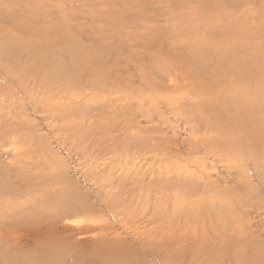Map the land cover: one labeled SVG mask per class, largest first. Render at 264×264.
<instances>
[{"label": "rangeland", "instance_id": "obj_1", "mask_svg": "<svg viewBox=\"0 0 264 264\" xmlns=\"http://www.w3.org/2000/svg\"><path fill=\"white\" fill-rule=\"evenodd\" d=\"M177 1L0 0L3 51L0 64L7 66V73L0 70V124L11 122L25 129L22 135L10 132L5 135L0 131V185L5 180L9 187L17 188L16 172L22 160L41 153L66 163L62 168L68 170L67 179L89 194L88 181L80 179L70 168L83 150L98 154L102 149L114 147L130 155L154 152L163 157L167 183L178 181L181 185L168 186L167 190L171 196L167 199L166 211L170 219L167 217L165 223L167 250H175L177 258H166V264H188L200 249L207 250V237L213 226L224 224L222 216L232 233L227 246L239 250L238 246L244 245L246 254L255 251L259 264H264V169L259 162L264 158V147L262 153L246 145L239 152L214 149L211 145L217 144V140L213 127L224 130L227 126L214 105H207L204 120H188L173 114L161 102L162 96L184 93L181 88L198 99L209 94L199 90L200 81L184 80L189 74L176 62L180 59L181 63H187L196 79L209 82L183 50L174 27V21L179 19L195 21L196 14H191V8L196 2ZM216 1L224 5L215 6ZM202 17L204 22L208 20L216 25L224 41L238 39L255 46L264 67V0H215L209 11L204 9ZM124 25L133 28L135 33L118 32ZM152 30L167 32L170 37L167 43L153 37ZM37 40H50L51 44L46 42L50 50L45 49L43 53H52L57 59H87V72L79 75L64 94L68 95L69 102L86 105L84 116L72 112L67 119L59 112L60 100L64 97L54 89L50 95L46 94L52 88L45 83L54 74L42 60L34 63L24 52H13L15 56L5 53L14 42ZM165 66L168 71H160ZM170 76L176 77L174 81L179 86L176 83L172 86L174 81L170 82ZM49 97L53 100L49 101L54 107L52 114L43 109ZM219 105L232 118L230 124L237 126L235 133L241 135L237 131L240 122L233 118L230 107L223 101ZM138 108L144 113H138ZM79 121L84 123L81 134H78L82 126ZM71 122L72 130L69 129ZM261 122L262 134L258 131L257 135L263 141L264 113ZM68 133L72 135L66 141ZM207 138L211 141H206ZM190 186L196 195L191 193ZM88 200L94 202L91 197ZM215 213L218 218L212 219ZM79 220L71 218L70 221ZM195 232L201 234L200 240L193 244L192 239L185 240L190 246H182L183 236L185 239L187 233L191 237ZM4 243H9L7 237L0 239L1 255L6 253ZM143 259L144 264H158L149 252Z\"/></svg>", "mask_w": 264, "mask_h": 264}, {"label": "bare ground", "instance_id": "obj_2", "mask_svg": "<svg viewBox=\"0 0 264 264\" xmlns=\"http://www.w3.org/2000/svg\"><path fill=\"white\" fill-rule=\"evenodd\" d=\"M187 1L189 0H184ZM193 1L196 4H193L191 14H196L195 21L183 22L179 19L174 21V27L183 50L209 82L196 79V74L187 67V63L182 60L181 63L180 59L176 62L181 70L183 65L185 68L183 70H187L189 74L184 80L200 81L199 90L208 91L209 94L204 99H198L196 96L186 94L187 91L181 88L184 93L162 96L161 102L173 114L188 120L191 118L204 120L207 105H214L219 113H222L221 116L227 126L224 130L213 127L212 131L216 133L218 145L212 143L211 146L222 152L226 150L239 152V149L246 145L254 151L261 152L264 140H260L257 132L263 126L261 120L264 113V67L259 50L238 39L230 43L224 41L214 23L203 21L204 9L207 8L209 11L215 0ZM176 2L179 3L177 0ZM216 5L224 4L216 1ZM120 28L118 32L125 35L135 33L131 27L124 25ZM151 35L165 43L170 38L167 32L164 34L163 31L152 30ZM99 39L100 37L96 40ZM46 42L51 44L50 40L14 42L12 48L5 50V53L24 52L34 63L42 60L46 68L51 69L54 74V77L45 83L52 88L46 94L50 95L54 89L64 97L60 100L59 112L67 119L71 117L72 112L84 116L86 105L83 103L81 106L75 105L77 102H69L68 95L64 94L79 75L87 72V59L84 57L57 59L52 53H43L45 49L50 50V44ZM2 52L0 48V54ZM0 70L7 73V66L0 64ZM160 71L167 72L168 67H161ZM175 79L176 77L170 76V82ZM175 83V81L171 83L172 86ZM175 86L179 85L176 83ZM49 101H53L51 97L43 109L52 114L54 107L50 106L52 102ZM221 101L230 107L233 118L239 120L240 128L237 131L241 132V135L235 133L237 126L230 124L232 118L223 113L219 105ZM137 111L140 114L144 113L141 108ZM5 115L7 117V114ZM80 124L82 126L78 134L83 133V121ZM71 128L72 122L69 126L70 130ZM0 131L5 135L7 132L22 135L25 129L9 122L1 123ZM70 133L67 134L66 141L70 140L72 135ZM174 150L178 151L176 147ZM127 152L116 150L114 147L102 149L98 154H89L88 150H83L70 168L79 174L80 179L86 183L88 181L91 187L89 194L83 192L78 184L67 179L65 173L68 170L62 168L66 163L41 153L26 156L22 160L23 164L18 165L16 172L17 188L9 187L5 180L0 185V239L4 237L5 240L7 237L9 242L4 243L6 253L0 254V259L3 260L0 263L144 264L143 257H146L148 252L155 256L158 264H166V258L176 259L175 250H167L165 223L168 217L167 199L171 198L167 191L168 186L172 188L171 185L180 183L177 184L178 181L167 183L163 157L160 158L154 152L131 155ZM259 162L264 169V158ZM190 189L191 193L196 195L192 186ZM88 197L94 202L91 203ZM194 206L196 208V205ZM221 214L223 212L219 213L220 216ZM217 215L213 214L212 219L218 218ZM105 216L108 218L102 221ZM71 218H81L82 221L72 222ZM221 220L224 224L213 226L210 237H207L209 239L207 250L200 249L201 251L193 254L188 264H259L255 251L250 255L246 254L244 245L242 247L239 245V250L227 246L232 239V233L228 230L227 219L224 220L222 216ZM80 221H84V224ZM68 222L69 224H66ZM186 235L185 239L183 236L182 246L188 243L185 240L192 239L193 244L198 242L201 236L196 232L191 237L188 233ZM215 241L218 242L217 246H213Z\"/></svg>", "mask_w": 264, "mask_h": 264}]
</instances>
